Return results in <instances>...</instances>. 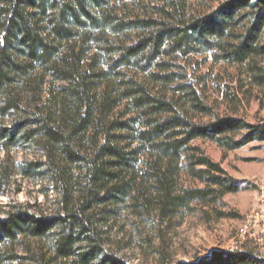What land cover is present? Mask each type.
Listing matches in <instances>:
<instances>
[{"label":"trees","instance_id":"1","mask_svg":"<svg viewBox=\"0 0 264 264\" xmlns=\"http://www.w3.org/2000/svg\"><path fill=\"white\" fill-rule=\"evenodd\" d=\"M241 96L264 99V0H0V178L29 150L22 174L52 193L46 210L0 213V249L125 264L109 241L121 217L163 244L176 220L229 216L237 182L203 145L264 144ZM148 244L157 264H262L238 251L173 263Z\"/></svg>","mask_w":264,"mask_h":264},{"label":"rangeland","instance_id":"2","mask_svg":"<svg viewBox=\"0 0 264 264\" xmlns=\"http://www.w3.org/2000/svg\"><path fill=\"white\" fill-rule=\"evenodd\" d=\"M242 102L239 115L248 123L253 124L264 118V99L261 103L247 102L242 97ZM203 148L210 159L219 163L237 182V192L224 197L221 203L222 211L229 216L210 224L200 223L193 217L176 220L169 230L164 228L163 232L166 236L163 244L153 236L154 234L148 235L147 230H144L143 235L138 238L131 232L129 221L121 217L109 231V241L125 264H157L156 256L151 254L152 248L149 247L148 240L152 247L163 245L167 257L173 263L210 258L231 246L243 219L251 213L256 203L253 181L264 175V144L251 143L235 151H223L211 143H205ZM4 156V152L0 150V160ZM11 156L12 176L9 180L0 178V213L3 215L10 208H25L33 205H40L43 210L48 209V201L52 200V193L49 191L48 199L45 198L47 183L39 177L26 176L21 172L35 159L31 151L19 148L12 151ZM30 248L37 251L34 246ZM24 256L23 246L9 252L0 249V264H31L16 259Z\"/></svg>","mask_w":264,"mask_h":264},{"label":"built area","instance_id":"3","mask_svg":"<svg viewBox=\"0 0 264 264\" xmlns=\"http://www.w3.org/2000/svg\"><path fill=\"white\" fill-rule=\"evenodd\" d=\"M254 209L242 222L226 252H249L264 264V175L253 181Z\"/></svg>","mask_w":264,"mask_h":264}]
</instances>
